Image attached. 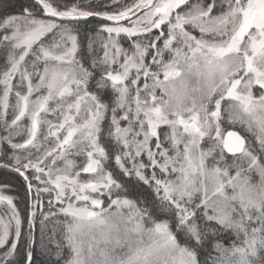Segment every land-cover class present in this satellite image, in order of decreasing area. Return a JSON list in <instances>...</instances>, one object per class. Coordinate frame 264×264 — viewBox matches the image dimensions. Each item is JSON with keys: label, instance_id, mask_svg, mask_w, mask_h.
<instances>
[{"label": "snow or ice", "instance_id": "obj_1", "mask_svg": "<svg viewBox=\"0 0 264 264\" xmlns=\"http://www.w3.org/2000/svg\"><path fill=\"white\" fill-rule=\"evenodd\" d=\"M19 7L0 22V29L10 30L0 37V46L11 49L8 66L0 73V119L8 132L0 136V161L8 160L0 167L22 176L35 201L24 233L25 221L13 198L0 194V203L11 209L9 219L0 217V249L7 247L0 264H12L9 258L18 254V245L23 248L20 264H34L37 213L42 250L55 264L62 259L64 264H200L196 249L209 234L227 230L243 239L230 247L217 241L213 247L219 255L212 264H264V0H135L111 13L77 5L61 9L50 0H22ZM37 9L50 19L37 18ZM89 16L115 22L101 29L108 42L103 59L92 65L102 73L97 88L110 84L116 93L111 107L88 90L93 73L76 59L77 37L57 22ZM125 21L130 24L125 26ZM121 34L132 38L128 50L114 39ZM10 95L15 103L9 123ZM222 102H228L224 111L230 123L246 124L249 131L255 127L259 154L240 132H222ZM108 112V135L115 142L111 151L101 144V124ZM49 114L57 122L47 119ZM25 118L30 120L27 129L20 126ZM162 126L169 131H161ZM25 130L27 139L13 143L12 137ZM40 137L44 142L53 138L55 146L45 148L35 161L30 152L24 158L17 154L30 146L42 148ZM206 137L212 144L204 149ZM71 150L86 157L79 171L67 159ZM228 154L240 163L229 164ZM49 157L51 167L44 164ZM110 158L123 176L150 186V208L139 207L105 170L104 161ZM57 160L64 162L63 168L55 167ZM252 171L260 176L258 184L246 174ZM82 173L92 178L82 180ZM33 180L44 187L34 189ZM42 192H55L58 211L65 217L55 222L52 235L47 234V221L57 213L52 200L44 211ZM105 192L107 207L95 198ZM169 212L176 232L168 220L156 219ZM146 221L152 226L146 227ZM177 233L184 235L183 244ZM117 249L122 252L117 254Z\"/></svg>", "mask_w": 264, "mask_h": 264}, {"label": "trees", "instance_id": "obj_2", "mask_svg": "<svg viewBox=\"0 0 264 264\" xmlns=\"http://www.w3.org/2000/svg\"><path fill=\"white\" fill-rule=\"evenodd\" d=\"M22 0H0V22L7 15L15 14L20 11V3ZM54 4V6L60 7L61 9L65 7H71L73 5H77L86 11L91 12H116L118 10L123 9L126 6H129L135 2V0H50ZM38 16L45 15L42 11L37 9ZM112 21H108L106 18L101 16H89L86 20L76 21V28L78 33V42L80 47V56L79 57L83 64L86 65V68L93 73V78L89 80L88 90L90 92L96 93L102 100L103 103L108 104L110 107L113 105V102L116 97L115 91L109 86L100 89L97 88V81L101 76V69L99 67H93V61H100L103 59V39L105 36V32L101 31L104 25L110 24ZM3 31H0V37L3 35ZM51 40V35L46 39L45 42H49ZM119 43L125 48L129 49V45L131 39L126 37L125 35H120L118 37ZM5 48H1L0 50V73L2 69L5 67V63L3 62ZM15 83V82H14ZM11 105H14L13 103ZM10 105V106H11ZM2 111V108H0ZM13 118L12 108L8 110V114L6 119L8 122H11ZM26 122V121H25ZM24 125H26V123ZM111 122V112H108L106 118L102 124V133H101V143L105 146L109 151H111V145L115 142L108 135V126ZM161 131L167 132L166 128H163ZM244 132V131H243ZM26 131L21 132L19 136H13L12 140L15 143H21L23 139L26 138ZM8 132L4 128L3 120L0 119V136H6ZM212 142H207L203 144V147L207 148L211 146ZM9 151L8 155L11 156V148L7 146ZM254 150L259 154V142L253 143ZM232 155L228 154L227 159L229 164L231 161ZM0 163H8V160L5 159L0 161ZM107 168L113 173V177L117 179L121 184L124 185V188L128 190L130 193L129 198L137 201L139 207H151L153 202L152 191L149 185L144 184L143 181H140L139 178L131 176L125 177L122 175V171L116 165L114 159H108ZM0 186L6 188V192L14 197L15 202L17 204V209L20 213L22 220L25 222L22 225V231L24 233L27 232V216L29 211L31 210V195L29 194V190L27 188V184L24 181L23 177L13 170L0 167ZM121 191V190H120ZM34 194V193H33ZM121 195L123 193L121 192ZM35 198V197H34ZM147 199L148 203L145 204L143 201ZM49 206H45L44 211L47 212ZM52 211L57 213V215L47 221L48 225V235H52L51 229L53 228L55 222L64 221L65 217L59 213L55 208L52 207ZM41 219L40 213H37V223L34 229V234L36 236V244L34 245L33 250V260L34 264H55V258L50 255H46L42 250V246L40 243V224L39 220ZM157 220H168L173 232H176L175 228V220L172 214L169 213H161L156 216ZM198 223H202L198 221ZM255 226V225H253ZM60 231H63L60 228ZM177 238L181 244L185 242L184 235L182 233H177ZM56 239H60L59 233L56 234ZM243 237L239 238L235 234L233 230H227L220 232L219 234L212 235L209 234L203 241L202 245L197 248V258L200 261V264H212V258L219 255V253L214 249L213 245L219 241L224 244L226 247H230L233 241L239 242ZM11 240V239H10ZM52 251H55L54 246L49 245ZM19 252L15 257L9 258L12 261V264H20V261L23 257V248L18 245ZM7 251V247L0 249V257L3 256V253ZM65 256L67 255V248H65ZM60 264H64L63 259Z\"/></svg>", "mask_w": 264, "mask_h": 264}, {"label": "rangeland", "instance_id": "obj_3", "mask_svg": "<svg viewBox=\"0 0 264 264\" xmlns=\"http://www.w3.org/2000/svg\"><path fill=\"white\" fill-rule=\"evenodd\" d=\"M192 2H195V0H192ZM37 18H40V19H50V17H47L46 15L38 16ZM57 22L58 23L66 24L68 27H70L73 30V33L72 34L77 37V45H78L76 59L79 60L81 63H83L82 60L79 58L81 56H80V47H79V42H78V33H77V28H76V21H62V20H59L58 19ZM129 24H130V21L124 23L125 26H128ZM107 25L108 26H115V22H111L110 24H107ZM0 31H3L4 32V30H2V29H0ZM153 32L154 33H157L158 30H155L154 29ZM5 34H10V30L8 32H4L3 33V35H5ZM194 34H198V30H196V32H194ZM121 35H125V34H121ZM102 39L104 40L103 41V44H105V43L108 42V34L106 32H105V36H103ZM114 39L118 40V37H114ZM130 39H132V38H130ZM1 48H5L4 49V52H6V54L4 55V59H3V62L5 63V67L2 69V71H1V73H2L4 70H6V68L8 66V59L7 58H8V53L11 51V49H10V46L9 47L0 46V50H1ZM126 50H128V49H126ZM103 54H104V47H103ZM120 59H121V62H122V59L123 58L121 57ZM84 67L86 68V65H84ZM112 68H113V70H119L118 69V65H113ZM133 72H134V70H133ZM14 82L16 83V79H14V81H13V84L15 85ZM141 87H142V84H141ZM2 89H3V85L0 84V96H2ZM257 90H258V86L253 89L254 93ZM157 91L159 92V90H157ZM12 103L13 104L15 103V98H14V96H11L10 95V97H9V105H11ZM227 103L228 102H222V113H221V116H222V119H221V130H222V132L224 134H226L229 130H236V131L240 132L245 137L246 143L247 144H250L251 147H252V149L254 150L253 143L255 141L256 142H259L258 139L256 138L257 137V131H256L255 127L253 128L252 131H249L248 130V126L246 124H242L240 122L230 123L229 122V119H228V113L226 111H224V109L227 107ZM10 108H12V105L9 107V109ZM2 111H3V109H2ZM106 115H107V113H106ZM106 115H105V118H106ZM46 118L49 119V120H52L54 123L57 122V119H58V117L56 115H53V114H49ZM23 122H25L26 125H24ZM103 122H102V124H103ZM102 124H101V127H102ZM20 126L22 128H24V129H27L28 127H30V120L27 119V118L23 119L20 122ZM163 128H166L167 132L169 131V128L167 126H162L161 127V130ZM42 131L46 132V128L45 127H42ZM213 136H214V134H213ZM25 139H27V134H26V138ZM25 139H23L21 141V143H23V141ZM40 140H41V143L43 144V147L42 148H39L38 149V148H32L30 146L29 149H27V150H19L17 152V154L20 155L22 158H24V157H27L29 155V152H30L32 154L33 160L35 161V158L37 156H42L43 155V150L45 148H53L55 146V141H54L53 138H49V140L47 142H44L43 141V137H40ZM205 140L207 142H212V140H209L207 137L205 138ZM13 143H15V142H13ZM204 143H205L204 141L201 142V147L204 148V149H206L205 147H203V144ZM102 146H103V144H102ZM11 155H12V152H11ZM51 159H52V157H49L47 160L44 161V164L45 165H48L49 167H51V164H50ZM67 159L68 160H72V161L75 162V164L77 165V168L75 169V171H79V166L80 165L86 164V157L82 153L81 154H75V150H71L69 152V154L67 155ZM234 160H235L236 163H240V161L239 160H236L234 157L231 158L230 163L232 164ZM144 161L147 162V157L146 156L144 157ZM107 163H108V160L104 161L105 170L106 171H110L107 168ZM42 166H44V165H42ZM117 166L120 169L119 165H117ZM126 166H130V165H126ZM242 166L245 167V168H247V163L246 162L243 163ZM55 167L56 168H63L64 167V162H62L60 160H57V164L55 165ZM148 171L150 172L151 169H149ZM229 172H230V174L234 175L235 174V168H231L230 167L229 168ZM27 174H28L29 178L31 179L32 178V175H33V170L29 169V171H28ZM246 174L249 175L252 183L258 184L260 182V176H259V174L257 172L252 171V172L246 173ZM91 178L92 177L89 174H84V173L81 174V179L82 180L83 179H91ZM158 178H162V177H159V174H158ZM171 178L174 179L175 177L172 176ZM44 179H45V176H42L41 177V180H44ZM32 183H33V188L34 189L35 188H38V187L39 188H43L44 187L43 184H38L35 180H33ZM112 191L115 193V192H118L120 190L113 189ZM228 191H229V193H231V189H228ZM0 194L6 195V196H11L9 193L6 192V188L5 187H2V186H0ZM29 194L31 195V200H32L31 201V204H32L35 201V198H34L35 197V192L32 191L31 193L29 192ZM11 197L13 198V203L15 204V206L17 208V204L15 202L14 197L13 196H11ZM54 197H55V192H52V193L42 192L41 193L40 199L43 201V209L45 208V206H49L47 202L49 200H52L53 201L52 207L55 208L58 211V205H56L55 200H54ZM95 198H99V199L104 200V207H107V205L109 203V198H108L107 192H105L103 195L97 196ZM111 198L112 199H115V196L113 195ZM79 206H83V205H79ZM115 210H116L115 209V206H113V208L111 209V211H115ZM123 211H124L125 214L128 213V209L127 208H124ZM10 212H11L10 206H8L6 202L5 203H0V217H3L5 220H7V219H9ZM145 226L146 227H151L152 225H151V223H149V222L146 221L145 222ZM10 239H12V237H10ZM116 251H117V254H120L122 252L121 249H117Z\"/></svg>", "mask_w": 264, "mask_h": 264}, {"label": "water", "instance_id": "obj_4", "mask_svg": "<svg viewBox=\"0 0 264 264\" xmlns=\"http://www.w3.org/2000/svg\"><path fill=\"white\" fill-rule=\"evenodd\" d=\"M140 13H137V15H139ZM46 15V14H45ZM47 16V15H46ZM48 17V16H47ZM135 17H133V19H134ZM87 19V17H81V18H79V19H77V20H62V21H80V20H86ZM125 22H128V21H125ZM125 22H122V23H125ZM229 131H236V130H229ZM238 132V131H237ZM227 134V133H226ZM225 134V135H226ZM241 134V133H240ZM242 135V134H241ZM243 136V135H242ZM230 155H232V154H230ZM7 169H10V170H12L10 167L9 168H7ZM15 172V171H14ZM31 193V192H30Z\"/></svg>", "mask_w": 264, "mask_h": 264}]
</instances>
